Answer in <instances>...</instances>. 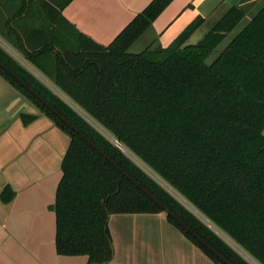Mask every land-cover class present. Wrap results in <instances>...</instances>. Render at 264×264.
<instances>
[{
  "label": "trees",
  "instance_id": "1",
  "mask_svg": "<svg viewBox=\"0 0 264 264\" xmlns=\"http://www.w3.org/2000/svg\"><path fill=\"white\" fill-rule=\"evenodd\" d=\"M71 1L0 0V35L53 87L1 45L0 74L70 138L57 253L110 263L111 215L163 213L213 263L264 264V3L221 51L216 29L246 19L240 7L197 46L183 49L202 19L167 48L131 53L173 0H154L108 46L65 19Z\"/></svg>",
  "mask_w": 264,
  "mask_h": 264
},
{
  "label": "crops",
  "instance_id": "2",
  "mask_svg": "<svg viewBox=\"0 0 264 264\" xmlns=\"http://www.w3.org/2000/svg\"><path fill=\"white\" fill-rule=\"evenodd\" d=\"M153 1L72 0L62 14L80 33L108 46ZM263 3L173 0L130 52H143L153 43L167 48L199 19L209 30L207 25L218 13L233 7L251 11L248 21ZM3 39L0 35V45L9 54L53 87ZM69 145V136L0 74V264H89L87 256H62L56 249L52 207ZM108 228L113 258L107 264H215L163 213L111 215Z\"/></svg>",
  "mask_w": 264,
  "mask_h": 264
},
{
  "label": "rangeland",
  "instance_id": "3",
  "mask_svg": "<svg viewBox=\"0 0 264 264\" xmlns=\"http://www.w3.org/2000/svg\"><path fill=\"white\" fill-rule=\"evenodd\" d=\"M246 12L247 15H249L251 13L247 12L246 10H244ZM229 12V10L227 11H222L221 13H218V15L216 17H214L210 23L207 25L209 27V30L215 28L217 26V24L224 19L225 15ZM248 21L246 19L242 20L235 28H233L231 30L230 25L228 24H224V25H220V27L218 26L216 29V32H225L226 31V38L223 41V43L221 44V46L219 47V51H221L222 49H224L228 43L242 30V28L246 25ZM2 37V36H1ZM4 40V39H3ZM2 42V41H0ZM145 47L141 48V49H137V48H133L132 52H139L142 51ZM31 69V68H30ZM92 124L96 125L94 122H92L91 120H89ZM103 134H105L107 137H110L107 132L105 130H102L101 127L96 126ZM160 181V180H159ZM161 182V181H160ZM162 183V182H161ZM163 186L168 189L172 194H174L178 199L182 200L183 199L176 194L172 189H170L168 186H166L164 183H162ZM199 215V214H197ZM200 216V215H199ZM244 257L248 258L245 254H242ZM249 259V258H248ZM253 264H256L253 262Z\"/></svg>",
  "mask_w": 264,
  "mask_h": 264
},
{
  "label": "water",
  "instance_id": "4",
  "mask_svg": "<svg viewBox=\"0 0 264 264\" xmlns=\"http://www.w3.org/2000/svg\"><path fill=\"white\" fill-rule=\"evenodd\" d=\"M209 32V30L206 27H201L199 30H197L190 38L189 40L183 45V49L192 47V46H197L203 39L204 37L207 35V33ZM31 93H33L31 91ZM34 94V93H33ZM93 147L99 151L106 159L110 160L108 156H106L103 152H101L98 148H96L94 145ZM121 149V148H120ZM122 150V149H121ZM147 195L149 197H152L148 192H146ZM153 198V197H152ZM162 208L164 209L165 213H167L168 215H171L172 217H174L182 226H184L187 230L191 231L187 225H185L179 218H177L167 207H165L164 205H162ZM211 251H213L220 259H222L223 261H225L226 263H228V261L221 255L219 254L217 251H215L213 248H211L207 243H205L204 241H202Z\"/></svg>",
  "mask_w": 264,
  "mask_h": 264
},
{
  "label": "built area",
  "instance_id": "5",
  "mask_svg": "<svg viewBox=\"0 0 264 264\" xmlns=\"http://www.w3.org/2000/svg\"><path fill=\"white\" fill-rule=\"evenodd\" d=\"M110 138V140L117 146V147H119V148H121L123 151H125L126 152V150H125V148L119 143V142H117V141H115L113 138H111V137H109Z\"/></svg>",
  "mask_w": 264,
  "mask_h": 264
}]
</instances>
